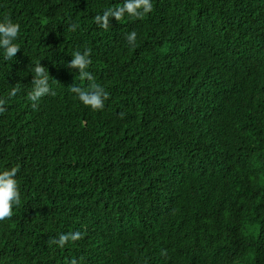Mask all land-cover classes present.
<instances>
[{"label":"trees","instance_id":"1","mask_svg":"<svg viewBox=\"0 0 264 264\" xmlns=\"http://www.w3.org/2000/svg\"><path fill=\"white\" fill-rule=\"evenodd\" d=\"M120 2L0 0V17L20 24L21 49L61 45L71 59L74 50L88 48V70L108 88L109 76L155 74L147 84L154 86L147 91L152 115L127 111L118 130L102 133L108 111L93 112L88 135L77 122L81 104L65 88L58 53L36 60L55 93L36 108L26 98L32 64L21 77L13 60L0 59V170L17 168L20 193L19 206L0 223V264H111V256L131 264L128 238L144 224L156 226L147 235L163 244L151 264H264V0H153L143 20H111L100 29L93 18ZM65 18L78 24L75 32ZM133 29L137 43L129 49L123 34ZM145 47L155 52L141 65L137 57ZM18 83L17 95L6 98ZM170 95L181 100L184 140L198 151L192 161L150 128L165 120ZM163 127L182 139L173 125ZM98 135L101 160L114 153V165L91 166ZM148 151L171 162L168 177L196 209L180 214L148 184L150 177L132 168ZM190 161L193 179L182 178L179 165ZM191 212L197 220L190 225L200 224L180 239L181 216ZM73 230L81 232L79 240L63 248L51 243L58 232ZM133 257L141 263L139 253Z\"/></svg>","mask_w":264,"mask_h":264},{"label":"clouds","instance_id":"2","mask_svg":"<svg viewBox=\"0 0 264 264\" xmlns=\"http://www.w3.org/2000/svg\"><path fill=\"white\" fill-rule=\"evenodd\" d=\"M154 10L153 0H121L120 4L115 7L106 8L101 14H97L93 19L94 23L100 29H107L111 20L121 21L124 18L140 21L150 15ZM65 27L69 32H75L78 24L70 23L67 18L64 19ZM20 32V24L13 21L7 15L0 17V59L3 61H12V65L19 66L21 77L26 73V68L31 65L30 73L32 75L31 90L26 92V98L31 102V107L36 108L42 98L48 95H55L50 87L48 70L36 60L48 62L46 55L51 52L58 53L56 60L60 63L59 72L67 75L65 88L74 94L75 98L81 104L80 116L77 120L81 122L82 130L85 134L90 135L93 124V112L107 110L108 114L105 120L104 130L102 133H107L113 129L118 130L119 119L124 116V113L129 111L141 114H153L148 101L153 97L148 94V89L154 86H147L151 83L155 75L153 71H149L145 78L141 80L123 79L117 75L109 76V88L97 81H94L92 73L88 70L91 63L90 53L88 48L74 50L71 53V59L64 54V49L61 45H51L46 43L43 45H26L22 49L18 42ZM123 40L126 46L131 49L136 46L137 33L130 30L123 34ZM143 40L149 45L150 33ZM21 49V50H20ZM155 50L151 47L144 48L143 52L137 57V62L141 65H146L150 62L151 56ZM40 55V56H38ZM82 81H86V86H82ZM20 90V84L9 86L7 88L8 99L15 97ZM144 93L147 95L144 98ZM178 94V93H176ZM175 102V105H170ZM5 103V98H0V105ZM3 111V108H0ZM186 119L181 100L173 99L172 95L169 98V106L166 111L165 120L161 124L150 125L151 129L160 130L168 138L172 140L173 146L178 148L180 154L186 153L191 155L192 159L197 158L198 151L192 145V142L184 140L185 130L179 119ZM103 119V118H102ZM164 124H171L180 132L182 139L173 136ZM94 153L91 161V166L95 164H113L116 155L113 153L106 162L101 160L103 144L99 135L94 140ZM191 161L189 164L181 163L179 165V175L182 178H191ZM171 162L163 155L153 152H144L141 154L132 167L139 169L145 173L148 184L156 191L158 196L168 205L174 207L180 214L183 210L192 211L199 205L195 201L184 199L180 196L175 182L168 177L167 167ZM17 168L10 167L0 170V223L6 222L12 216L13 210L20 204V193L16 179ZM181 227L175 233L183 238L187 232L192 233L200 224L190 225L197 220V216L184 213L181 216ZM156 227L150 224H144L140 227H134L128 238L127 246L131 249V264H151V254L154 251H159L163 244L161 241L155 242L147 235L146 229ZM81 232L77 230L69 232H58L52 239L51 243L57 248H63L66 243H71L81 238ZM134 253L141 255V263H137L133 257ZM156 260H162V256H157ZM75 264V261L72 262ZM111 264H117L115 257L111 256Z\"/></svg>","mask_w":264,"mask_h":264}]
</instances>
